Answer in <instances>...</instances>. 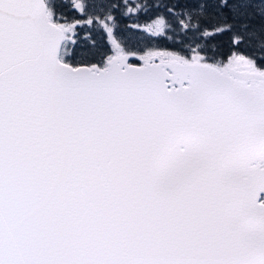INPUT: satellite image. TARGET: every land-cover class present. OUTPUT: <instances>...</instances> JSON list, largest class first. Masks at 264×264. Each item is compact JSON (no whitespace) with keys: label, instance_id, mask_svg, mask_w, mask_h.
I'll list each match as a JSON object with an SVG mask.
<instances>
[{"label":"snow or ice","instance_id":"1","mask_svg":"<svg viewBox=\"0 0 264 264\" xmlns=\"http://www.w3.org/2000/svg\"><path fill=\"white\" fill-rule=\"evenodd\" d=\"M0 264H264V0H0Z\"/></svg>","mask_w":264,"mask_h":264}]
</instances>
